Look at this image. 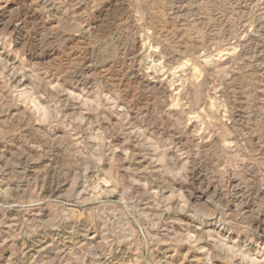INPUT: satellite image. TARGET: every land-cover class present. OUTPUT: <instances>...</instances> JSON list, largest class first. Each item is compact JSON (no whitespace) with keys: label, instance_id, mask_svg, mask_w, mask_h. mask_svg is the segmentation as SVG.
Segmentation results:
<instances>
[{"label":"rangeland","instance_id":"1","mask_svg":"<svg viewBox=\"0 0 264 264\" xmlns=\"http://www.w3.org/2000/svg\"><path fill=\"white\" fill-rule=\"evenodd\" d=\"M0 264H264V0H0Z\"/></svg>","mask_w":264,"mask_h":264}]
</instances>
